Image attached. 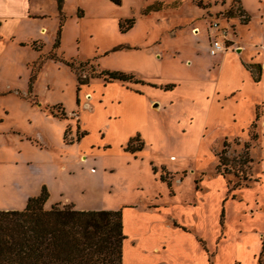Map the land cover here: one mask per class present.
Here are the masks:
<instances>
[{
    "label": "rangeland",
    "instance_id": "1",
    "mask_svg": "<svg viewBox=\"0 0 264 264\" xmlns=\"http://www.w3.org/2000/svg\"><path fill=\"white\" fill-rule=\"evenodd\" d=\"M155 1L122 0L110 7L97 0H62L60 9L58 3L55 10L49 7L42 43L30 44L36 49L42 46L41 51L21 58L12 55L11 64L0 59V113L7 112L8 117L0 126L2 130L14 126L37 145H47L41 150L19 146L24 175L41 177L39 171L28 172L26 162L46 170L62 161L64 169L58 171L52 165L49 170L60 176L51 186L54 196L66 187L77 206L95 210L143 202L150 208L148 201L157 197V204L166 210L161 206V214L152 223H159L164 239L173 240L189 256L174 257L172 264H205L200 246L214 264L223 236L228 249L218 250V262L228 264L229 246L236 237L239 245L256 244L250 243V235L238 232L257 213L258 228L264 224V0H240L249 13L246 23L237 11L240 3L224 7L221 0H164L179 5ZM127 19L134 20L129 30L125 29ZM213 23L219 32L211 30ZM58 33L59 45L53 49ZM212 40L224 42L225 51L210 55ZM51 50L60 60L73 61L74 69L47 61ZM39 55L41 70L26 98L29 74L36 66L29 64V70L25 60L36 61ZM243 65H260V81L254 82L249 71L241 69ZM101 70L131 73L155 87L105 83L95 78ZM78 74L86 77V84L76 93ZM165 86L172 88L164 90ZM29 100L62 121H47L27 104ZM255 107L257 120L251 126ZM60 123L68 129L63 139ZM83 131L86 135L76 141V133ZM136 136L144 144L141 153L124 152ZM224 141L227 165L218 172ZM4 158L8 156L0 154V160ZM3 170L6 177L12 176L9 169ZM161 173L169 180V189L159 180ZM0 200H4L1 193ZM255 200L258 203L253 206ZM224 206L228 225L224 211L218 216ZM172 221L185 226L202 244L173 232ZM240 255L245 257L244 264H253L243 248ZM153 257L148 264L162 261ZM126 263L133 264L128 259ZM257 264H264V249Z\"/></svg>",
    "mask_w": 264,
    "mask_h": 264
},
{
    "label": "crops",
    "instance_id": "2",
    "mask_svg": "<svg viewBox=\"0 0 264 264\" xmlns=\"http://www.w3.org/2000/svg\"><path fill=\"white\" fill-rule=\"evenodd\" d=\"M97 1L98 2L101 1V3L103 2V4H105L106 6H110V7L113 6L109 0H97ZM191 1L193 3L194 1H202V0H191ZM221 1L225 2L224 7H229L232 3L231 0H221ZM243 2L240 1L241 10H243L245 14H249ZM153 3L168 5L172 3H178V1L167 2L164 0L163 1L156 0ZM56 5H57V0H0V59L3 58L6 64H9L12 60L10 59V56L12 55L13 57L15 56L21 58L25 53H31L32 51L40 52L42 46L36 49L30 47V44H33L34 42L42 43V38H40V34L46 33L47 25L45 19L50 14L49 7H51L52 10H55L57 7ZM149 6H147L146 8H148ZM77 13L81 16H84V11L80 7H77ZM40 56L41 55H39L36 61L39 60ZM47 59L48 58H46V60ZM31 60L30 61L25 60L26 62L25 64L28 69H29V64L36 62ZM48 60L53 61L51 59ZM242 68L243 70H245V72H247L244 66H241V69ZM40 70L41 67L38 70L37 75L40 72ZM28 93L30 94V91L27 89L26 98H28L27 97ZM32 93L34 94L33 90ZM27 104L30 107L36 108V110H38L43 115H45L44 118L47 119V121H51V122L54 121L58 122V120L62 121L61 119H58L54 116L45 114L39 108L32 105L30 103V100L27 102ZM4 114L6 115V117H4V120L0 119V124H4V122L8 120L7 112H4ZM0 115H2V112L0 113ZM253 117H254V113H253ZM60 126H61L60 135L62 136L63 139L65 125L60 123ZM0 135H4L3 136L4 142L2 141V144L0 143V154H3L4 156H8V158L6 159L4 158L0 160V163H2L0 164V193L2 194L4 199L2 201L0 200V210H22L26 205L27 199L29 197L38 196L43 186L46 187L48 192V199L44 205L45 208H49L53 204H61V205L73 204L76 206L75 208L78 210H95V209H87L81 206H77L76 201L74 202L71 199L72 197L69 195V192L66 190V187L65 188L63 187V189L59 190L58 193H56L54 196V194L52 193L51 186L59 182L58 180H60L59 179L60 176L56 178L53 174L49 173V170L54 165L58 171L64 169L62 165L63 164L62 161L51 163L49 168H46V170H38L37 168L34 167V164L32 165L31 162H26L25 164L26 170L34 174L35 173L37 174L39 171V173H41V177L36 178V177H31L29 175H24L23 173L24 168H22L24 165L20 160L21 149L19 146H21V144L22 145L27 144L30 146H35L37 148L39 147L40 148L39 150H41L43 148L45 149L47 148V145L45 143L44 146L37 145L36 142L33 141V138L31 136L22 133L14 126H11L8 129L6 128L5 130H2V126H0ZM63 144L64 143L62 141V145ZM138 153H141V151ZM134 158H136V156H134ZM79 162H82L80 157H79ZM2 167L4 169H9L13 173L12 176H9V178L6 177L3 173L4 170ZM50 174L52 176H50ZM70 174L71 172L69 171L67 175L69 176ZM219 178L223 181V179L220 176ZM261 185H264V183H262ZM256 186L259 187L260 185H256ZM195 190H198L196 186H195ZM222 202L225 201L223 200ZM145 203L146 202H143L142 205L140 206L125 205L121 208L123 234L125 235V239L122 244V264H127L126 263L127 259L129 261L131 260L133 264H148L147 262L150 261L153 256H154L153 258L155 259L162 258V261H160L157 264H172V262H175L174 257L175 259L177 256L180 255H183L184 257L186 256L189 257L188 254H186L185 250H183L181 246H178L176 243H174L173 240L164 239V235L162 234V232H159L158 229L160 227L159 223L158 225L152 223L151 219L156 218V216H159V214H161L162 212V210H160L161 206L164 208L163 211H165L166 210L165 206L157 204V197H155L154 200L148 201V203L151 205L150 208L145 206ZM152 203L155 204L153 205ZM256 203L258 202L255 200L253 206ZM46 205H48V207H46ZM223 211L226 217L225 224L228 225L227 219L229 218L228 216H226L225 206H224V210L223 208L220 209L218 216L220 215V217H222ZM254 212L255 214L257 213V211ZM258 215L259 214L257 213V217L253 221L254 223L249 222V224L245 225V229L242 232L241 231L238 232V234L242 233L246 236L250 235V237L252 238V241L250 243L256 241V244L249 245L246 242L245 244L242 243L239 245L236 241L237 238L236 237L234 241L230 243L231 246H229L230 252L228 255L229 257L228 264H244L245 257H242L240 255V250L242 248L245 251V255L249 256V258L253 261L252 263L257 264V257L259 256L262 250V236L264 235V224H261L262 226L260 228H258L257 225L259 223ZM130 218L132 219V223L131 222L129 223ZM249 218L253 219V216ZM130 224L132 225L131 229H130ZM166 224L168 225L169 223L166 222ZM225 224H224V228H226ZM217 225L218 227H220L221 230V226L218 224V219H217ZM172 228L175 229L172 230L173 232L175 231L179 234L187 235L189 237L192 236L194 237L198 245L199 242L202 244L201 241L198 242V240H196L195 234L185 230V226H178L176 222L172 221ZM222 239H223L222 244L217 246V252L214 256V264L221 263L218 262L219 259V255H217L218 250L220 248L222 251L228 249L224 242L225 236H223ZM200 247L203 250V260L205 261L204 263L210 264L208 260L206 248L204 246H200ZM190 264H196V263L193 261Z\"/></svg>",
    "mask_w": 264,
    "mask_h": 264
},
{
    "label": "trees",
    "instance_id": "3",
    "mask_svg": "<svg viewBox=\"0 0 264 264\" xmlns=\"http://www.w3.org/2000/svg\"><path fill=\"white\" fill-rule=\"evenodd\" d=\"M115 5H120L121 0H109ZM223 2V1H222ZM60 9L62 0H57ZM232 3H240L233 0ZM239 16H244V23L248 21V15L238 6ZM125 29L129 30L134 24L133 19L124 21ZM120 23V29L121 28ZM123 31V29H122ZM59 45V33L54 40L53 49ZM47 58L55 62H63L65 66L74 69L73 61L60 60L51 51ZM41 61L34 62L36 70L29 77L28 90L30 91L35 82ZM82 64H79L81 67ZM254 82H259L261 67L246 66ZM255 68V69H254ZM95 78H102L105 83L120 82L126 84H141L155 87L135 78L131 73L120 71L101 70L95 74ZM76 93L80 86L86 84V77L76 75ZM165 86L163 89H171ZM78 104V99L76 100ZM255 118L251 126L257 120ZM54 117L57 114L51 111ZM61 116H65L62 112ZM68 129H65L66 134ZM86 135L85 132L76 133V141ZM255 138V136H253ZM72 141L69 143L71 144ZM144 144L138 136L130 139L124 147V152L136 154L143 150ZM226 142L218 155L216 170L219 172L221 166H226L225 155ZM246 150L248 146H245ZM225 157V156H224ZM156 173L154 166L151 168ZM165 168L161 167L164 172ZM159 180L165 183L167 188L171 187L169 180L162 173ZM48 199L45 186L41 188L38 196L29 197L22 210H0V264H122V244L125 239L123 234L122 209L117 210H78L73 204H53L49 208L44 205ZM264 246L262 244V250ZM260 253V254H261Z\"/></svg>",
    "mask_w": 264,
    "mask_h": 264
},
{
    "label": "built area",
    "instance_id": "4",
    "mask_svg": "<svg viewBox=\"0 0 264 264\" xmlns=\"http://www.w3.org/2000/svg\"><path fill=\"white\" fill-rule=\"evenodd\" d=\"M210 28L214 32H219V27L216 23H213ZM225 49L226 46L224 45V42L212 40L210 46V55L215 56L217 53L225 51Z\"/></svg>",
    "mask_w": 264,
    "mask_h": 264
}]
</instances>
